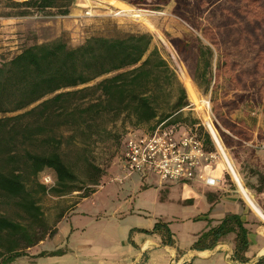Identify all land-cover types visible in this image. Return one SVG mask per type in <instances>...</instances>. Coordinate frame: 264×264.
Returning <instances> with one entry per match:
<instances>
[{"label": "trees", "instance_id": "obj_1", "mask_svg": "<svg viewBox=\"0 0 264 264\" xmlns=\"http://www.w3.org/2000/svg\"><path fill=\"white\" fill-rule=\"evenodd\" d=\"M154 1L166 4L171 0ZM196 2L192 5L175 0L174 10L195 29L201 30L212 44L219 40L220 34H228L239 20L251 30L264 26V0ZM214 3L210 14L220 27L215 30V26H199L202 11ZM72 4L73 0L15 3L26 8L18 15L29 13L30 8L56 9L59 15H67ZM174 44L176 48L181 46L180 42ZM189 46L193 48V44ZM194 52L196 62L192 78L206 80L203 87L207 91L213 51L209 45L199 42ZM219 55L215 66L218 73L222 70V51ZM91 82L94 83L87 85ZM187 105L184 87L152 45V37L147 32L126 33L119 37L91 36L77 46H70L63 38H58L24 47L0 63V114L3 115L0 117V202L11 201L21 215V220L16 221L0 213V264L23 255L27 247L56 232L55 229L47 230L30 184H35L42 194L49 190L57 196L83 190L81 198L95 191V188L84 189L86 185H99L103 171L87 162L84 164V185L76 186L81 180L61 155L63 131H70L74 137L80 131L91 129L106 114L116 117L124 114L136 125L151 123L147 127L150 129L163 120L184 129L171 116ZM193 132L202 138L206 150L214 148L207 132ZM235 137L237 145L246 140L244 131H239ZM222 141L225 143L223 137ZM46 168L54 172L55 178L54 185L49 188L37 180V175ZM260 181L258 191L264 187V177ZM152 231L170 237L165 223H155ZM231 232L235 233L231 259L245 263L247 229L237 214L225 215L216 226L201 233L192 247L208 249ZM167 243L172 245L170 239Z\"/></svg>", "mask_w": 264, "mask_h": 264}, {"label": "rangeland", "instance_id": "obj_2", "mask_svg": "<svg viewBox=\"0 0 264 264\" xmlns=\"http://www.w3.org/2000/svg\"><path fill=\"white\" fill-rule=\"evenodd\" d=\"M22 1L0 0V63L24 47L52 42L58 38H63L70 46H77L91 36L119 37L126 33L147 32L152 37V45L173 69L186 91L188 105L174 112L172 119H176L185 130L207 132L213 141L199 112L200 106L206 101L208 106L205 111L209 112L220 144L230 161L233 165L234 161L239 162L240 167L256 175L257 184H261L260 180L264 177V57L261 59L260 56H264V26L254 25L255 28L251 30L239 20L229 29L228 34H220L219 40L212 44L202 35L201 30L195 29L184 17L176 14L175 0L166 4L154 0L140 3L141 0H73L67 15H59L56 9L35 8L28 9L29 13L25 15H18L26 8L15 3ZM184 1L197 4L196 0ZM215 5L202 11L199 26H215V30L220 27L217 26V19L210 14ZM134 13L139 16H133ZM174 42H180L181 46L176 48ZM199 42L209 45L213 51L212 73L207 76L210 79L207 91L203 87L206 80L195 81L192 78L196 62L194 50ZM189 44H193V48ZM219 51L223 54L220 73L215 69L220 57ZM181 68L192 82L194 92L189 90L187 82L180 77ZM192 122L197 123L192 125ZM148 125H136L124 114L118 117L106 114L91 129H84L74 137L70 131H63L61 155L81 180L77 182V187L84 185V164L87 162L100 167L103 174L113 169L119 172L115 179L103 180L98 194L84 205V208L88 205L92 211L95 222H85L84 218L81 220L87 227L86 232H97L103 223L96 221L104 219L109 213V207L120 204L123 214L133 211V214H127L126 224H132L134 220L145 224L150 221L168 222L166 225L175 233V239L180 245L186 246L192 233L208 224L207 220L192 218L203 211V206L179 202L183 191H179L178 186L185 188L187 184L165 182L162 186L157 185L158 177L150 171L135 172L120 182L126 174L120 167L122 144L128 133L137 127L146 129ZM239 131L245 132L246 140L237 145L234 140ZM213 146L212 150L221 155L214 141ZM45 170L54 175L51 169ZM101 181L102 177L99 185ZM96 187L86 185L84 189ZM29 188L41 207L48 231L53 230L57 220L83 194L82 190L57 196L49 190L42 194L35 184H30ZM169 188L171 193L168 192ZM0 213L16 221L21 220L19 210L11 201L0 202Z\"/></svg>", "mask_w": 264, "mask_h": 264}, {"label": "crops", "instance_id": "obj_3", "mask_svg": "<svg viewBox=\"0 0 264 264\" xmlns=\"http://www.w3.org/2000/svg\"><path fill=\"white\" fill-rule=\"evenodd\" d=\"M234 167L252 203L244 197L237 182L226 171L224 160L220 158L213 171L219 179L217 184L205 186L195 181L187 184L185 188L178 186L179 191H183L179 198L181 204L203 206V211L192 218L208 221L206 226L192 233L186 246L178 243L175 233L168 226L170 237L152 231L157 222L150 221L149 224H145L134 220L132 224H126L127 214L131 215L133 211L123 214L120 204L109 207V213L104 219L96 221L103 223L99 226L100 230L85 231L87 227L83 221L92 223L95 219L88 205L85 208L84 205L98 194L103 180L115 179L118 176L119 172H116L118 169H113L105 171L101 184L93 193L80 198L57 220L53 228L56 232L50 238L27 247L23 255L2 264H172V261L177 264H264V187L258 191L256 175L245 172L239 162L234 161ZM124 177L126 176L123 175L120 182ZM170 191L171 188L168 189V192ZM228 214L239 215L247 229L248 247L244 254L247 258L245 263L234 262L231 259L235 246L234 232L221 237L208 249L192 247L201 233L216 226ZM64 221L69 223L66 225ZM167 238L172 241V245L167 243Z\"/></svg>", "mask_w": 264, "mask_h": 264}, {"label": "built area", "instance_id": "obj_4", "mask_svg": "<svg viewBox=\"0 0 264 264\" xmlns=\"http://www.w3.org/2000/svg\"><path fill=\"white\" fill-rule=\"evenodd\" d=\"M219 156L222 154L206 150L202 138L195 132L163 120L155 123L152 129L137 128L128 133L122 144L120 167L125 176L150 171L158 177L159 184L198 181L214 186L219 181L213 173ZM39 175L41 184L47 188L54 185V175L46 170ZM172 264L177 263L172 261Z\"/></svg>", "mask_w": 264, "mask_h": 264}, {"label": "bare ground", "instance_id": "obj_5", "mask_svg": "<svg viewBox=\"0 0 264 264\" xmlns=\"http://www.w3.org/2000/svg\"><path fill=\"white\" fill-rule=\"evenodd\" d=\"M133 16H139L138 13H134ZM179 73H180V77L185 80L188 84V88L191 92H194L195 89L193 87V84L192 82L190 81V79L188 78V76L186 75V73L183 71V69L181 68L179 70ZM207 102L205 101L203 106H200V115L202 117V120H203V123L205 124L207 130L209 131V133L211 134L212 138L214 139V141L217 143V146H218V149L220 150L221 154H222V157H223V160L228 168V171L229 173L232 175V177L234 178V180L237 182L242 194L244 195V197L250 202L252 203L250 197H249V193L246 191V189H244L242 187V184L239 180V176L237 175L236 171H235V168H234V165L232 164V162L230 161L229 157L227 156V154L225 153L223 147L221 146L220 144V141L218 139V136H217V131L213 125V123L211 122V118H210V115H209V112L208 111H205V109L207 108Z\"/></svg>", "mask_w": 264, "mask_h": 264}]
</instances>
